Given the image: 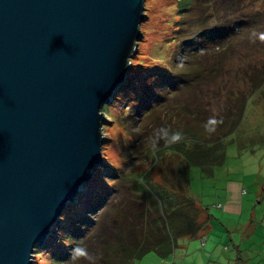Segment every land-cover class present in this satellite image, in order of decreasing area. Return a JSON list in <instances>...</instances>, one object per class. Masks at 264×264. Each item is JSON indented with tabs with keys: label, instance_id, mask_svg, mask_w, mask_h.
<instances>
[{
	"label": "water",
	"instance_id": "1",
	"mask_svg": "<svg viewBox=\"0 0 264 264\" xmlns=\"http://www.w3.org/2000/svg\"><path fill=\"white\" fill-rule=\"evenodd\" d=\"M146 0H0V264H34L103 159Z\"/></svg>",
	"mask_w": 264,
	"mask_h": 264
},
{
	"label": "rangeland",
	"instance_id": "2",
	"mask_svg": "<svg viewBox=\"0 0 264 264\" xmlns=\"http://www.w3.org/2000/svg\"><path fill=\"white\" fill-rule=\"evenodd\" d=\"M201 1L205 8L204 13L201 9L197 10ZM211 1L197 0L196 6L192 11H189V15L187 13L185 17L183 15V19H180L181 14L177 9L176 0L174 2L172 0H146L145 14L147 18H144L142 24V38L133 61L138 64L140 59H136V57L139 56L147 59L151 65H160L164 72L167 68H174L179 72L176 84L180 85V88L177 92L175 88H168V92L173 91L170 96L167 95L168 93H164L166 90H163V97L168 99L162 101L160 98L161 102L158 99L159 103L155 106L150 100L143 102V98H139L134 101V95H131L129 100L128 97L125 98V94L118 95L116 92L118 98L120 97L123 101L115 102L112 108L106 109L105 106L102 108L105 117L103 124L104 162L102 161L99 166L103 167L99 185L104 188L102 192L106 193L107 186L116 182L117 192L115 195L114 193L110 195L108 207L106 205L97 206L91 213V222L87 220L86 223L89 226L92 225V222L95 223L86 235L87 243L83 242V239H77L79 242L76 241L73 247L79 245L86 248L92 259H74L72 257L71 260L67 259V262L64 261L62 264L65 262V264H91L96 261L97 238L99 239L103 233L102 212L108 209L111 214L109 217H112L115 215V207H120L121 199L135 198V195L132 194L134 189L130 187L133 179L140 182L145 175L149 176L150 181L169 186L173 178H178L170 175L172 177L170 181L169 179L164 180L163 174L160 173L161 170L171 169L173 171L176 169L175 163L169 164L171 159H167L165 162L161 161L162 155L169 156L172 151L161 146L158 150L159 153L158 151L153 152L149 145V138L153 136L157 128L156 124L169 128V123L166 122L167 116L170 117L169 122L174 120L177 111L176 104L181 107L185 104L189 105V103H184L188 101L192 103V106L201 103L211 117L220 119L224 112L229 109L236 111L238 102L247 101V99L243 120L236 131L224 139L223 143L227 146L225 165L215 166L212 175L204 172L201 167L191 169L192 182L188 187V195L201 210H209L212 220L208 227L204 224L205 227L196 236L179 239L174 253L168 258L163 259L153 252L134 264H236L239 251L244 257L241 259L242 264H264V87H258V91L255 92L257 88L254 86L260 85L256 83L259 77L260 79L264 77V41H261L258 35L253 36V32L257 34L264 32V0H224L225 9L235 7L243 10L239 11V17L245 18L246 13L250 18L257 17L255 19L257 26L253 27L252 21L248 20L247 28L234 31L231 11H227V14L226 12L220 13L218 17H213L211 13L212 17L208 18V29L216 30L214 34H217V31L219 34L225 29V37L221 39L218 37L213 41L210 37L208 43L202 45L204 50L196 53L197 56L193 59L186 52L179 55L177 61L170 60L171 53L175 49L174 35L178 23L182 22L183 28H185L186 23L201 19L204 15L208 16L213 9L212 6H218L219 3ZM201 28L203 26L197 27V29ZM228 30H232V32L226 34ZM190 60L204 64V68L207 70L210 68L212 79L206 83H203V79L196 81L198 77L202 78L201 72L195 73L189 70L186 79L181 81L182 70L187 69ZM139 70L142 71L143 68ZM136 71L138 72V68ZM137 72L133 79L141 76ZM256 77H258L257 80L253 81L252 79H256ZM182 85L183 87H181ZM131 102L135 103L133 112L128 109L129 106H132ZM140 103L146 104L150 108V113L162 111L163 106H167L169 103L173 105L170 106L169 115L168 113L166 116L155 114L150 117L151 115L147 116L141 111ZM203 107L199 108L198 106L197 108L200 111L203 110ZM171 127L172 123H170V129L174 130ZM190 143L193 141L190 140ZM127 147L129 149H126ZM107 164L112 168V173L114 172L115 176L109 177L111 170H106ZM209 166L205 162V168ZM127 177L132 180L128 181ZM234 183L240 186L241 201L234 205V211H229V207L225 206L227 203L226 191L229 192L233 186L231 184ZM87 189L86 192L82 190L81 192H85L86 196H91L95 187L89 185ZM96 190L100 192V186H97ZM179 190L176 188L177 192ZM85 202L88 201L83 199L84 205ZM74 204H79V200H76ZM67 210L68 208L62 217L64 214L72 216V213H68ZM85 212L87 213V211ZM205 219L206 216L203 215V221ZM64 229L66 227L62 221L57 222L51 229L49 236L56 238L55 243L59 242L60 231ZM106 241L107 239L103 242ZM40 246L43 245L36 247L34 264H56L52 258L54 255L42 253V249L38 250ZM45 247L50 250L48 249L49 245ZM100 256H105L102 246H100Z\"/></svg>",
	"mask_w": 264,
	"mask_h": 264
},
{
	"label": "trees",
	"instance_id": "3",
	"mask_svg": "<svg viewBox=\"0 0 264 264\" xmlns=\"http://www.w3.org/2000/svg\"><path fill=\"white\" fill-rule=\"evenodd\" d=\"M223 1L224 0H214L213 3L219 2L218 6H212L213 9L211 8L212 10L208 16L204 15L201 19L189 21L190 23H186L185 28H183L182 22L178 23V28H176L174 35L175 49L174 52L171 53L170 60L177 61V57L186 52H188L193 59L197 56L196 53L204 50L202 45L208 43L210 37L212 41L217 40L218 37L220 39L225 37V29L219 32V34L218 31L216 32L217 34H214L216 30L212 31L208 29V18L212 17L210 15L211 13L213 17H218L220 13L226 12L227 14V11H231L232 13H230V15L234 21L232 25L234 31L246 27V22L248 20L252 21L253 27L257 26V22L255 21L257 17L250 18L247 15L248 13H246L245 18H243V16L239 17V11L243 10L235 7L225 9ZM172 2H174V0H172ZM196 2L197 0H176L177 9H179V13L181 14L180 19H183V15L185 17L187 13L189 15V11L193 10L194 6H196ZM248 3H250V1H248ZM199 9L204 13L205 8L202 1L201 4L197 6V10ZM145 18H147L146 14ZM199 20L201 21L198 22ZM201 26H203V28L197 29V27ZM231 32L232 30H228L226 34H230ZM136 55L137 53L134 56ZM136 59H140V62L136 64L132 59V64L125 81L116 88L118 95L125 94V98L128 97L129 100L130 97H132L131 95H134V101L143 98V102L150 100L155 106L159 103L158 99L161 98L162 101L168 99L163 97V90H166L164 93H168L167 95L169 96L172 95L171 93L173 91L170 90L169 93L168 88H175L176 92L179 90L180 85L178 86L176 84V77L179 72L174 70V68H167L165 69L166 72H164L160 65L152 64V66L145 58L143 59L137 56ZM190 61L187 69L182 70L180 77L181 81L187 76L189 70L195 73L201 72L202 78L198 77L196 81L203 79V83H206L208 80L212 79L210 68L207 70L204 68V64L199 62L196 63L193 60ZM137 68L138 72L136 71ZM141 68H143L142 71L139 70ZM136 72L140 73L141 76L133 79ZM163 72L164 75L162 74ZM257 78L258 77L252 80L256 81ZM256 83L260 85H254L257 88L255 92L258 91V87H264V77L263 79L259 77ZM181 87H183V85ZM118 95L115 93L107 104H105L106 109L112 108L115 102L121 100L120 97L118 98ZM247 101L238 102L239 104H237L236 111L229 109L223 113L221 116L222 118H216L221 122L218 123L215 132L212 134L206 133L203 128V124L211 117L205 106L203 107L201 103L192 106V103L188 101L184 103H189V105L185 104L179 107L176 102H173V104H176L177 108L175 118L172 122H169L170 117L168 118L167 116L166 122L169 123V128L170 123H172L171 128L183 131L186 138L183 142L171 147H165L163 141L160 142V148L162 146L172 151V154L169 156L164 154V157V155H162L161 161L164 160L165 162L167 159H171L169 164L175 163L177 166L175 169L176 171L174 169L173 171L167 169L165 171L161 170L160 173L163 174L162 177L164 180L169 179L170 181L172 178L170 175L177 176L178 178H173L170 185L166 186L155 183L152 180L150 181L149 176L146 177L145 175L140 182L127 177L126 179L128 181L129 179L132 180V183L129 184L130 187L134 189V191H131L132 194L135 195V198L131 200H129L128 197L121 199L120 207H115V215L112 217H109L111 214H109L108 209L102 212L103 237L100 235L99 239L97 238L98 243L96 244L97 247L95 250V259L97 262L95 261L91 264H134L136 261H141L147 254L153 252L165 259L174 253L179 239L182 237L196 236L199 231L205 227L204 224L208 227L212 220L209 210H201L188 195V187L192 182L191 169L193 167H201L204 172L206 171L209 175H212L215 166L225 165L227 159V146L223 143L224 139L231 136L240 125L244 117ZM131 103L132 106H129L128 109L133 112L135 103ZM140 104L141 111L146 113L147 116L151 115L150 117L155 114H163L166 116L168 113L169 115L170 106L173 105L169 103L167 106H163L162 111L150 113V108H148L146 104ZM198 106L199 108L203 107V110L199 111V108H197ZM132 115L134 116V114ZM166 122L165 124H167ZM156 125V130L163 127L162 125L159 126V124ZM190 140H192L193 143H190ZM126 149L129 148L127 147ZM158 156L160 157L159 154ZM205 162L210 166L205 168ZM102 169L103 167H96L93 173L95 176L91 181H88L82 189V191L86 192L89 185L94 186L95 189L91 193V196H86L87 194L85 192H81L77 199L79 200V204H74L76 203L75 201L72 203L73 205L70 204L67 207L68 213H72V216L64 214L58 221H62L66 227V229L60 231L59 237L61 238L59 242L55 243L56 238L54 239L48 235L45 242L42 244L43 246L38 248V250L42 249V253L44 254L48 253L49 255H54L52 258H54L53 262L56 264H62L67 259L68 261L72 259L71 253L77 239H83V242L87 243L88 238H86V235L89 230L93 228V224L95 223L92 222L91 226L86 223L87 220L91 222V213L95 211L97 206L103 207L106 205L108 207L110 195L113 193L115 195L117 192L115 188L116 182L113 185L111 183L107 186L108 188L105 189L107 191L106 193L102 192L104 188L99 185ZM106 170H111L109 177L116 175L114 172L113 175L112 168L108 166V164ZM170 171L171 174H169ZM96 185L98 187L100 186V192L96 190ZM176 188L180 190L177 192ZM83 199L88 201L85 202V205L82 203ZM100 202L102 203L100 204ZM85 211H87V213ZM203 215L204 217L206 216L204 221ZM105 226L106 229H104ZM106 239L107 241L103 242ZM46 245H49L48 249L50 250H47V247H45ZM100 246L103 247L105 252V256L103 257L100 256ZM243 258L241 251H239V253H237L236 264H242L241 259Z\"/></svg>",
	"mask_w": 264,
	"mask_h": 264
},
{
	"label": "clouds",
	"instance_id": "4",
	"mask_svg": "<svg viewBox=\"0 0 264 264\" xmlns=\"http://www.w3.org/2000/svg\"><path fill=\"white\" fill-rule=\"evenodd\" d=\"M261 41H264V32L256 33L253 32V36H257ZM221 121H218L215 117H210L204 124L203 128L204 131L208 134H212L216 130V126ZM185 133L179 129L177 130H171L167 127H162L156 130L152 137L149 138V145L153 152H156L160 148V142L163 141V144L165 147H171L175 144L181 143L185 140ZM72 257L74 259L78 258H84L91 260L92 257L89 254L88 250L84 247H81L77 245L75 248H73Z\"/></svg>",
	"mask_w": 264,
	"mask_h": 264
},
{
	"label": "crops",
	"instance_id": "5",
	"mask_svg": "<svg viewBox=\"0 0 264 264\" xmlns=\"http://www.w3.org/2000/svg\"><path fill=\"white\" fill-rule=\"evenodd\" d=\"M233 186H231V189L228 191H226V207H229V211H234L233 207L234 205L238 204L241 201V195H240V186H238V184L234 183L231 184ZM240 198V200H239Z\"/></svg>",
	"mask_w": 264,
	"mask_h": 264
},
{
	"label": "bare ground",
	"instance_id": "6",
	"mask_svg": "<svg viewBox=\"0 0 264 264\" xmlns=\"http://www.w3.org/2000/svg\"><path fill=\"white\" fill-rule=\"evenodd\" d=\"M239 30V29H238Z\"/></svg>",
	"mask_w": 264,
	"mask_h": 264
}]
</instances>
